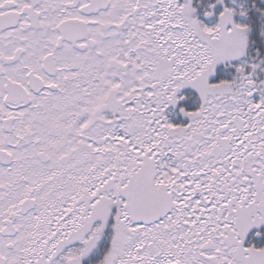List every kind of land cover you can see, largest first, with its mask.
I'll return each instance as SVG.
<instances>
[{
	"label": "snow or ice",
	"instance_id": "snow-or-ice-1",
	"mask_svg": "<svg viewBox=\"0 0 264 264\" xmlns=\"http://www.w3.org/2000/svg\"><path fill=\"white\" fill-rule=\"evenodd\" d=\"M0 264H264V0H0Z\"/></svg>",
	"mask_w": 264,
	"mask_h": 264
}]
</instances>
